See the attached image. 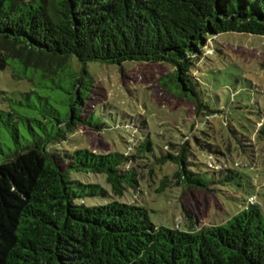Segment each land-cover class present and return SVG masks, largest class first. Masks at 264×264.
Returning a JSON list of instances; mask_svg holds the SVG:
<instances>
[{"label": "trees", "instance_id": "16d2710c", "mask_svg": "<svg viewBox=\"0 0 264 264\" xmlns=\"http://www.w3.org/2000/svg\"><path fill=\"white\" fill-rule=\"evenodd\" d=\"M224 32L264 36V0H0V72L11 66L12 77L31 84L18 97L0 90V264H264V212L248 199L224 223L180 230L157 226L143 205L108 199L101 185L72 177L104 174L122 198L140 185L131 163L141 155L157 167L173 165L170 177L182 189L242 187L247 174L226 164L205 172L189 155L190 139L209 153L212 144L193 132L155 161L147 135L132 154L130 147H62L86 123L79 108L85 84L76 76L69 89L54 86L65 96L61 110L38 87L58 78L72 56L83 65L165 62L173 71L160 81H171L196 113L213 112L193 68L207 39ZM86 197L106 202L86 204Z\"/></svg>", "mask_w": 264, "mask_h": 264}, {"label": "rangeland", "instance_id": "374dc122", "mask_svg": "<svg viewBox=\"0 0 264 264\" xmlns=\"http://www.w3.org/2000/svg\"><path fill=\"white\" fill-rule=\"evenodd\" d=\"M70 61L58 78L42 79L45 82L38 86L61 110L59 101L65 96L54 86L69 89L76 76L85 84L79 108L86 123L78 125L62 147H86L94 152H125L130 147L128 153L132 154L136 152L134 145L147 135L156 146L155 161L168 151H176L178 144L196 132L216 151L209 153L199 149L194 140L188 141L192 145L189 155L203 171L226 164L249 176L240 188L182 189L170 177L173 165L157 167L140 155L131 163L140 174V185L135 191H125L122 198L111 193L104 174L74 172L73 178L101 185L108 191V199L143 205L153 224L168 228L189 230L224 223L250 196L264 212V36L224 32L207 39L193 75L201 84L203 102L213 112L201 114L175 93L171 81H160L173 71L168 63L128 60L121 65L99 61L83 65L74 56ZM11 68L0 72V90L18 97L31 84L26 78L12 77ZM164 176L169 181L163 182L162 192H156ZM84 201L106 202L101 197H86Z\"/></svg>", "mask_w": 264, "mask_h": 264}, {"label": "built area", "instance_id": "2783aa9c", "mask_svg": "<svg viewBox=\"0 0 264 264\" xmlns=\"http://www.w3.org/2000/svg\"><path fill=\"white\" fill-rule=\"evenodd\" d=\"M255 202V198L253 196H250L247 200V205L253 204Z\"/></svg>", "mask_w": 264, "mask_h": 264}]
</instances>
